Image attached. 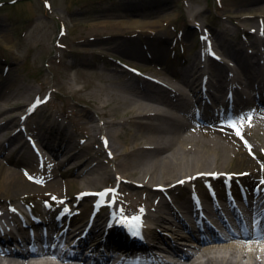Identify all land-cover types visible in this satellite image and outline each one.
<instances>
[{
	"label": "rangeland",
	"instance_id": "obj_1",
	"mask_svg": "<svg viewBox=\"0 0 264 264\" xmlns=\"http://www.w3.org/2000/svg\"><path fill=\"white\" fill-rule=\"evenodd\" d=\"M9 1L0 0V3L3 2L0 4V85L2 84L5 91L11 89V93L16 90L15 99L10 104L15 108L8 119L13 115L22 116L27 112L26 107H23L26 102L31 104L39 99L44 102V106L37 115L29 114L27 120L23 119V124L21 122L23 120L8 124L12 128L6 130L5 137L12 138V134L15 133L13 128L23 126L28 130L27 133L41 144H46L50 148L55 147L53 152H47L50 159L55 162L69 159L65 165H57L55 162L49 164L48 169H51L49 172L40 161L34 160L36 155L33 150L30 155L25 140L24 148L28 154L15 151L13 158L19 160L5 162L4 157L15 147L17 141L3 143L5 149L0 153V161L5 166L23 173L24 180L29 181L27 177L31 176L44 183L43 189L36 191L22 186L18 181L16 192L11 195L0 189V209L21 207L27 211L26 214L29 213L28 208H31L29 206L33 204L38 208L67 204L86 206L90 210L93 206L88 200L78 201L76 197L77 193L88 185L97 191L108 187L115 190L118 186L121 202L133 208L142 207L145 210L147 205L155 203L154 197L148 201L143 199L144 195H153L145 186L132 184L126 179L118 181L113 174L104 176L99 182L93 179L86 182L82 180L83 177L93 178L95 177L93 172H83V176L77 180L74 173L68 170L70 168L73 171L72 166L89 156L88 151H94L96 147L102 150L104 137L95 139L93 134L97 126L96 121L100 123L104 117L95 115L96 112L91 110V105L83 96L98 85H105L108 82V79L103 78V74L108 72L118 79L131 80L141 78L145 74L150 76L168 74L169 78L173 73H178L180 66L193 62V57L203 49L207 39L214 40V47L220 58L229 61L233 67H238L236 57L229 55L226 57L223 54L226 47H238L241 42L251 41L256 38L253 34L263 37L264 42V0H17L13 3ZM128 19L154 20L161 25L159 26L157 22L153 28L125 31L112 24L115 20ZM225 29L230 32L231 39L226 41V47H223L221 39L224 41L225 38L220 37ZM3 40H6L10 47L5 46ZM157 43L161 44L159 48L162 53L164 52L161 58L156 57L152 51ZM60 44L64 47H60ZM252 46L250 45L251 51L254 50ZM242 48L243 51L247 49L245 46ZM131 49L137 51L138 55L134 56ZM98 50L100 51L97 54L93 53ZM243 51H240V55L247 59L249 55ZM248 59L252 61L254 57ZM208 63L213 70L215 68L213 61L209 60ZM146 64L165 67L146 70L144 67ZM113 68L122 69L123 72L116 74ZM223 71L225 75L230 72L227 69L226 73L224 69ZM239 73L245 80L248 79L246 74ZM256 79L255 77L248 79L247 83L252 85ZM71 88L74 91H71ZM245 103L243 106L247 107L244 111L248 116H253V120L243 127L245 134L252 142H262L259 137L264 136V124L260 119L264 111L260 110V105L254 99ZM89 109L92 114L94 113L92 118L85 114ZM35 117L38 119L43 117L40 132L44 133V136L39 135L37 131L35 124L38 121L34 122ZM52 120L65 126L78 147L84 148L89 145V150L81 157L74 158L71 157L74 151L62 152L64 144L60 131H51ZM127 128L124 126V129ZM3 138L0 137V144ZM104 150L99 156L100 165L111 168L114 166L111 154L114 156L115 153H107ZM261 156L264 157L263 152L260 153ZM253 158L259 159L255 156ZM242 167L235 160L227 170L241 172ZM204 178L198 176L195 185H201L205 189L208 180ZM210 178L221 189L223 187L222 192H225L221 180ZM57 183L61 185L65 183L66 187L53 190L49 186L52 184L57 187ZM191 187L192 185L179 187L182 190L180 192L179 189L173 190V195L189 197ZM26 196L27 200H24ZM86 215L79 220L80 230L91 213ZM43 221L48 220L43 218Z\"/></svg>",
	"mask_w": 264,
	"mask_h": 264
},
{
	"label": "bare ground",
	"instance_id": "obj_2",
	"mask_svg": "<svg viewBox=\"0 0 264 264\" xmlns=\"http://www.w3.org/2000/svg\"><path fill=\"white\" fill-rule=\"evenodd\" d=\"M157 22L154 20L128 19L115 20L112 24L117 26V28L129 31L153 28L158 23L160 26L161 23ZM196 25L200 26L199 24ZM229 34L230 32L225 29L220 37L225 38V42L221 39L223 47H226V41L231 39ZM253 35L256 38L251 41L241 42L238 47L225 48V53L223 54L226 57H228L227 55L236 57L238 59V67H233L224 58H221L222 60L219 62L221 64H219L218 61L216 62V58L213 59L206 55L208 48L204 47L199 50L193 57V62L190 65L183 66L184 81L176 82V90L167 95L163 93L162 86L169 81L168 74L151 77L153 82L156 81L161 86L148 83V78L144 76H141L143 78L137 77L131 80L130 78L118 79L114 74L108 72L103 74V78L108 79V82L105 85H98L97 88L91 90L83 98L91 105V110L93 109L96 112L95 115L100 118L104 117L102 122L98 123L96 121L97 126H95L93 138L104 137L107 139V149L104 152L115 153L112 158L114 161V166H111L112 169L100 165L99 156L105 147L104 140L102 141V150L96 147L94 151L91 150L89 152L90 146L78 147V144L66 131L64 125L56 124V120L50 122L52 132L60 131L59 134L64 144L62 152L74 151V154H71L73 158L81 157L87 151L90 154L72 166L73 171L70 168L68 169L70 173H74L77 180L83 176V172H93L95 176L89 179H84L83 177L82 180L86 182H90L91 179L99 182L103 180L104 176L113 174L117 180L121 178L129 180L132 184L141 183L142 186L153 192L152 196L149 194L143 196L144 199L156 198L155 203L152 206H148L146 211V217L151 224L149 225V228H151L149 235L154 242L150 244L151 247L163 246L157 244L162 237V229L167 230V233L173 237L185 241L182 240L185 239L182 238V235L186 233L177 231V227H179L183 217L184 209L191 208V199L190 196L173 195V190L195 184L198 174H204V179L208 180L209 184L212 183L218 196L219 201L215 202L212 195L205 194V197L201 199L203 208L207 211L209 210V216H213L211 214V206L218 205L222 209V215H225L226 212L223 209L228 206L234 209L240 207L246 212L252 211L253 214L256 213L253 216L250 215L248 230L238 231L236 234L229 236H219L216 239H208L198 245L195 242L187 243L185 245H195V247L192 246L187 251L181 250L176 246V243H173L156 264H264V194L262 190L254 188L255 184H261L260 182L264 180V157H260V153L264 152V136L259 137L262 142L244 141L240 136L234 134L228 121L212 118L205 119L202 123H196L192 118L194 112L188 113L185 110L192 103L193 106L195 105L192 93L194 91L203 92L205 90L204 83L216 89V86L221 84H218V82H225L228 85L226 91L221 86L216 89L218 94L223 97L236 93L235 95L239 97L244 96L247 101L251 100L253 96V98H257L256 95L260 91L256 90L255 85L250 86L247 82H249L248 79L250 80L253 77L264 79V63L262 64L264 61V47H261L264 42L263 37L258 34ZM2 43L10 47L6 40H3ZM159 45L161 44L157 43L152 48V51L156 57L161 58L164 52L162 53ZM250 45H253V51H251ZM243 46L247 48L244 51L247 52L248 57H254V60L250 61L248 57L246 59L245 56L240 55V51H243ZM99 51H93V53L96 52L95 54H97ZM132 51L134 56L138 55L137 51ZM127 52H129L128 49ZM130 53L132 54L131 51ZM258 54L260 55L259 57ZM209 60L213 61V66L215 67L213 70L208 63ZM199 63L201 65H198ZM206 66H208L207 70H210L209 76L203 73V69ZM144 67L148 70H158L165 66L146 64ZM223 69L225 73L228 70L230 72L225 75ZM113 70H115L116 74L123 72L122 69L113 68ZM239 72L246 74L248 79L245 80ZM174 75L176 76V74ZM187 77L190 78L188 79L189 82L186 81ZM216 77L221 79L217 80ZM216 80L217 83H215ZM1 85L0 137L4 138L0 144V153L5 149L3 143L13 140L17 141L15 143L18 144H15V147L12 148L13 150L11 149L4 157L5 162H17L18 160L13 158L14 152L26 153L24 145L18 142L17 136H13V139L8 136L7 138L5 137L6 130L12 128L8 124L12 125L13 122L21 120L19 115H13L8 119L10 113L13 112V108H15L10 104L15 99L14 93L16 90L11 93V89L10 91H5ZM258 86L261 89L264 88L262 83L258 84ZM71 91L74 90L71 88ZM8 93L10 94L5 95ZM260 100H264L263 95L260 96ZM43 106V104H40L35 108H31L30 103L26 102L23 104V107H26L25 111L29 112L31 108V113L35 115L40 112ZM27 107L30 108L28 109ZM260 110L264 111V107L260 108ZM85 112L88 118H92L94 113L92 114L90 109ZM245 118L246 115L244 113L239 115V119ZM42 120L43 117L39 119L35 117L34 122L38 121L35 124L37 131L39 135L44 136L45 134L40 132ZM260 120L264 124V114H261ZM124 126L128 128L124 129ZM18 128L13 129L16 131ZM19 132L21 134V130H17V133ZM84 150L85 152H82ZM28 152L30 155L32 154L30 150ZM45 152L46 150L42 149V153ZM251 154H255L261 161L253 159ZM68 160H61L56 163L65 165L69 162ZM235 160L240 167L243 166L241 170L243 174L247 175L240 174V171L227 170V167L233 165ZM0 167L2 170L0 173V189L7 195L16 192L18 181L22 186L36 191H40L43 188V184L39 182L24 180L20 171L19 173L8 168L1 161ZM208 173H215L217 180H221V183L231 190V194L224 195L220 186L213 185L214 182L206 175ZM186 177H195V179L189 178V181H187ZM180 181L184 182L180 183ZM157 185H161L163 189H166H155ZM49 186L53 190L56 189L52 184H49ZM86 187L85 190L88 187L92 189L90 185ZM181 190L180 188L179 192ZM244 195H247V200H244ZM87 209L86 206L79 208L63 205L49 209L35 208L31 215L35 218L48 217V225L54 229H56L58 224H62L64 231L61 233V237L67 241H73V239L77 238V242L83 245L93 240L88 245L90 250L86 259H94L95 252L100 248V245H103L99 239L103 232L106 231V221L102 220L100 222L96 217L99 215L94 216L95 219H91L82 226L88 227V225L95 223L102 232L98 231L91 238H83V234L80 235L82 231L80 230L81 221L79 220H81V216L86 213ZM18 211L0 213V223H11L16 218L20 220L21 225L19 222H15V224L13 223L14 226L22 228L28 225L30 222L25 221ZM53 211H55L53 213L54 219H50L48 215ZM73 214L75 216L70 218ZM100 223H102V226H100ZM74 225H80L78 230L71 229ZM122 251L126 253L124 252L126 250ZM156 252L159 251L157 250ZM167 256H171L172 259H167ZM4 260L7 264H14L12 252H8Z\"/></svg>",
	"mask_w": 264,
	"mask_h": 264
},
{
	"label": "snow or ice",
	"instance_id": "obj_3",
	"mask_svg": "<svg viewBox=\"0 0 264 264\" xmlns=\"http://www.w3.org/2000/svg\"><path fill=\"white\" fill-rule=\"evenodd\" d=\"M41 101L39 99H37L36 103L32 105V108H35L37 106V104H39ZM32 109L30 108L29 111H31ZM248 120L250 121L251 120V117L249 116L248 117ZM231 127H233L235 129V134L237 136H241V132L239 130V128H237L236 124H231L229 125ZM242 138V137H241ZM247 143V142H245ZM105 146H107V142L105 141ZM198 175H204V174H198ZM213 176H215L216 174L213 173L211 174ZM243 175H247V174H243ZM29 179H33L31 176H29ZM119 179V178H118ZM190 179H195V177H191ZM184 181H180V183H183ZM261 185H264V180H262L261 182ZM262 191H264V188L261 189ZM114 190L112 189H109V190H105L101 193H95V194H91V195H97V196H100V197H104V196H107L110 192H113ZM82 195H88V194H82ZM55 199V198H53ZM134 222H136L138 224V221H139V217H135V218H132ZM123 222V221H122Z\"/></svg>",
	"mask_w": 264,
	"mask_h": 264
}]
</instances>
